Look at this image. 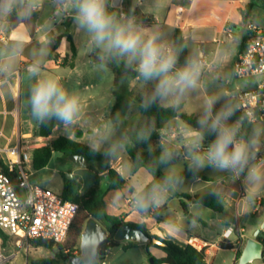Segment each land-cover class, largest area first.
Masks as SVG:
<instances>
[{
    "label": "crops",
    "instance_id": "crops-1",
    "mask_svg": "<svg viewBox=\"0 0 264 264\" xmlns=\"http://www.w3.org/2000/svg\"><path fill=\"white\" fill-rule=\"evenodd\" d=\"M249 1L122 0L121 11L128 9L137 11L139 15L133 18H125L121 13L118 19L123 18L124 22L131 20L140 29L149 30L151 27L160 25L171 29V41L166 44L171 48L174 31L177 28L183 32L186 42L189 33L192 32H204L209 36L219 37L225 41H229L234 40V38L233 36H226L223 33L224 28L228 26L233 31L234 27L243 26L240 10L244 9ZM140 15H143L145 20L153 24L143 25L140 21ZM74 16L75 12L65 10L64 0H40L39 7L30 14H23L22 8L17 5L9 14L5 15L2 13L0 16L2 35L7 41L6 45L0 43V69H3L0 70V147L9 148L17 145L19 142L29 144L37 140L40 143L31 145L27 150L32 156V151L35 148L46 146L52 140L61 137L60 135L54 136V133L67 126L65 124L53 129L48 138H41L38 135L39 120L32 115L29 102L31 87L38 79L47 77L56 78L63 88L68 93L76 95L80 102V111L75 121L71 124L74 127L72 135L67 138L74 139L81 144L104 153L109 158L110 167L125 179V186L121 191L125 195L124 204L127 206L128 212L125 214L120 212V214H115L114 216L122 218L127 223L143 224L146 233L150 237L154 236L163 240L172 241L181 246L187 245L189 239H194L192 241L193 244L196 239V241L208 245L213 250V255L209 262L205 258L207 264H210L216 256L218 242L224 240L222 237L223 232L231 226L234 228L233 218H236L239 238L237 239L233 234L228 240L231 241V237L234 236L237 244L236 248H239L240 245L244 244L243 240L245 236L244 227L239 222L237 216L231 217L216 212L218 216L216 218L217 224H221L222 226L227 225V227L222 228L218 232L217 238H212L211 236H207V232L205 233V231L200 230L203 227L205 230H208L205 223L191 214V211L198 205L195 202L194 196L208 195L200 192L207 185H199V182L211 183V179L201 170L198 171L208 178L207 181L201 179H181L189 180L191 184L199 187H193L189 190H178L175 187L176 184L171 183L167 189L162 187L163 191L158 202L151 203L146 214L139 212L138 206L136 205L138 190H143L152 180L150 179L142 189L136 186L139 174L145 169H139L136 173H131V160L124 150L122 138L117 137L116 130L111 121V113L116 102L114 91H121L119 90L120 88L115 89L117 77L112 71L114 76L111 79L107 81H95L96 78H100V71L95 69L88 70L86 68L81 69V67L90 63L87 62L85 64L79 59V41L83 37V33L81 32L82 29L76 24ZM66 34L72 38L76 50V55L72 62ZM18 35L20 39H14ZM88 43H90V38ZM2 50L5 51L2 52ZM91 50L88 52L90 62L106 66L100 57L96 59L91 58ZM13 51H18V55L14 58L11 56ZM38 55H43V58L38 60ZM70 63H73L72 68L69 66ZM34 64H38L39 66V73L37 75L29 73V67ZM131 80H134L136 84L140 82L137 78L129 79L126 85L127 94L132 93V89L130 88ZM141 83L143 82L139 84ZM154 87L151 86L145 91L147 92ZM131 110V104H127L122 122L125 130H134L142 123H132L130 120ZM175 120L173 119L163 123L159 129L161 135L159 144L162 147L164 146L162 134H168L169 138H173L177 134L175 128L167 129L172 124L176 125ZM133 126L135 128L131 129ZM75 133H78L77 138H75ZM195 133L193 132L191 134ZM189 134L185 133L184 138L187 139ZM202 146L207 147L206 145ZM165 153L170 155L171 152L165 149ZM113 157H116V160H113ZM0 158H2L1 155ZM181 159L191 161L190 154L183 153L181 156L176 155L175 162ZM128 173L131 174V177L128 176ZM99 176L101 180L100 189L102 185L106 186V192L103 193L101 199L99 197L97 198L102 203L103 197L109 191V180L105 171L101 172ZM132 178L136 181L133 182ZM224 187L225 192L218 190L211 192L220 202V199L223 202L226 201L225 194L229 191V187ZM108 205L109 209L115 212L118 211L117 213H119V210L112 204L108 203ZM172 205L174 206L172 209H174L177 216L173 221H170L164 217L163 213L168 212ZM106 213L113 215L110 212ZM131 217H134V220H131ZM239 229L242 230V234H240ZM194 245L201 247L196 244ZM236 248L232 250L235 252Z\"/></svg>",
    "mask_w": 264,
    "mask_h": 264
},
{
    "label": "rangeland",
    "instance_id": "rangeland-1",
    "mask_svg": "<svg viewBox=\"0 0 264 264\" xmlns=\"http://www.w3.org/2000/svg\"><path fill=\"white\" fill-rule=\"evenodd\" d=\"M255 6L253 7L249 17L248 24H252L260 30L264 31V1L263 0H253ZM65 10L68 12H74L71 7H65ZM59 16V13H58ZM149 32H155L159 34V38L165 44L171 41L172 31L169 28H166L162 25L151 27ZM83 37L79 41V59L81 62L87 64L86 66L81 67V69L88 70H98L101 73L99 79L95 81H107L111 79L114 74L112 70L104 65L90 62L88 58V52L92 49V44L88 43L89 36L82 29ZM245 33L243 32L242 27H234L232 31V36L234 40L225 41L219 37L209 36L204 32H192L189 33L187 43H188V56L190 59H197V55L201 52L207 63L211 64L212 70L210 71H201V75L198 81V87L191 89L185 92L180 96L178 103L173 102V98H168L166 100H161L160 105L162 107L174 106L177 104H182V112L187 114H193L200 118L204 114L205 102L209 97L215 98V103L213 105V114L219 112L222 108L229 107L235 109L234 103L231 105V93L237 88H247L250 83L249 79H240L234 76L233 67L234 63L239 54V42L241 37ZM218 38V39H217ZM5 50H2V52ZM26 56V55H24ZM43 55H38V60L42 59ZM109 61L120 64L124 63V60L118 58H109ZM135 66V65H132ZM177 68V66H176ZM132 81V82H131ZM130 88L132 93L125 96L130 99L136 96H142L146 93V89L151 86H155L156 81H151L149 83H134V80H131ZM131 115L130 120L133 124H138L143 121H148L151 123V120L141 115L136 104H131ZM231 117V116H230ZM230 119V118H229ZM229 119L227 121L230 123ZM175 124L168 126L167 129L175 128L177 134L173 138H169L168 134H162L164 141V148L169 152H176L175 155L181 156L183 153L189 154V144L192 140L194 134L193 131L188 128L181 120L176 119ZM135 126V125H134ZM131 127L134 129L135 127ZM73 126L71 124L58 130L54 133V136H65L68 137L72 135ZM240 128V127H239ZM254 131L259 132V144L258 148L262 149L264 145V121L256 123L253 125ZM239 132V131H238ZM185 133H190L186 138H184ZM238 136V134H237ZM238 139V137H237ZM43 142V141H42ZM186 146H179V145ZM178 145V146H175ZM202 145H205L202 143ZM207 147L209 145H206ZM203 147V146H202ZM2 160L5 162L4 156L1 155ZM113 160H116V157H113ZM252 160V159H251ZM250 160V161H251ZM189 160H179L169 165L168 167L162 170L165 177H172L183 171L185 165L190 164ZM264 163V160L261 162H253L252 165H259ZM93 169H97L99 164H91ZM249 166V167H251ZM93 169L88 168H78L73 165V163L68 161L61 160V154L53 153L48 165L40 170H35L32 168V164H28V173L30 174L29 181L32 185H37L42 188L49 189L53 192L60 193L62 192L64 179H67V176H72L71 179L80 184V190L78 195L82 197L85 195L94 181V171ZM201 170L208 178L211 179L210 184L205 182H199V185L204 186L203 192L205 194H211L214 190L225 192V187H229L228 193L225 194L226 201L221 202L226 210V215L228 216H237L239 222L244 227V244L247 239L253 238L255 232L260 228L263 218H264V182L260 184L250 183L247 177V170L237 173L232 170H219L213 166L205 164L204 167L198 168ZM128 176L131 177V174L128 173ZM152 180V176L146 171L143 170L139 174L137 179L136 186L138 188H144L149 180ZM133 182L136 180L132 178ZM172 183H175V187L178 190H189L191 188H197L199 186H194L190 183L189 180H176ZM147 187V186H146ZM145 187V188H146ZM164 188V187H163ZM215 191V192H218ZM106 192V186L102 185L98 193L99 199L103 196V193ZM242 196V197H240ZM125 195L121 190H109L105 194L102 200V206L105 212H110L111 214H125L128 212L127 206L124 204ZM109 204H112L118 211H113L109 209ZM230 205V206H228ZM173 205L171 209L163 213L164 217L170 221H173L176 218V213ZM193 216L198 217L202 220L206 228H199L202 231L207 232V236L212 238H217L218 232L222 228H226L227 225L222 226L217 224L216 218L217 213L198 204L192 211ZM130 215V214H128ZM134 220V217L130 218ZM196 230H198L196 228ZM261 239L264 241V234L260 235ZM234 248H236V239L234 236L231 237ZM80 244V235L70 234L68 238L62 243V246L69 247L75 246L79 249ZM136 244V243H135ZM198 246H202V243L199 241L194 242ZM244 244L239 246L240 253ZM129 245L128 241H123L119 243V246L111 248V254L105 258L106 264H151L150 259H160L163 257L164 253L154 247L152 244L149 245L147 250H144L139 244L131 248L125 249V246ZM4 249V255L6 257L5 264H29L32 260L43 259V258H56V255L49 250L37 248L31 249L27 245V241H21L18 243L15 239H7L6 243L2 245ZM148 254L151 256L149 257ZM213 255V250L211 248L205 251V258L209 262ZM236 253L233 250H221L218 248L216 256L210 264H238V261L235 260ZM205 260V261H206ZM253 264H264V259H259L253 261Z\"/></svg>",
    "mask_w": 264,
    "mask_h": 264
},
{
    "label": "trees",
    "instance_id": "trees-1",
    "mask_svg": "<svg viewBox=\"0 0 264 264\" xmlns=\"http://www.w3.org/2000/svg\"><path fill=\"white\" fill-rule=\"evenodd\" d=\"M264 1V0H263ZM2 4V0H0ZM110 0L107 3V10L110 11ZM255 6L253 0H250L244 9L240 10L243 26L248 25V17ZM121 13L125 18H133L138 16L137 11H131L123 9ZM2 12H0V16ZM120 16H117V19ZM143 15H140V21L143 25H152L153 23L144 19ZM66 39L70 46L71 62L74 60L76 50L72 41V38L66 34ZM172 48L177 53V68L184 66L188 61L187 42L183 32L180 29H175L173 35ZM245 48L243 41L239 46V53ZM91 58H99V49L95 46L92 47ZM104 64L109 67L117 77L115 82V89L120 88V92L114 91L116 102L111 113V121L113 127L116 130L117 137L122 138V144L124 150L131 160V173H136L139 169H145L151 176L152 181L142 190V194L150 193L153 185L160 184L167 189L173 181L181 179H201L207 181L208 178L203 173L198 171L196 167L185 165L182 172L172 177H165L162 170L176 161V152H171L170 155L165 153V149L159 144L161 135L159 129L163 123H166L173 119L181 120L188 128L193 132L199 133L203 136L202 143L210 145L215 139L216 134L211 132L207 127L202 126V121L199 117L193 114H187L182 112V104H177L169 107H162L160 100L156 103L149 104L154 88L149 89L144 95L136 96L128 99L126 95V85L129 79H138V73L134 71V67L126 66L124 63L115 64L109 60H103ZM69 66L72 68L73 63ZM140 82L145 83L142 79H138ZM233 100L231 105H233ZM127 104H136L141 115L151 120L142 122L134 130H125L123 125V114L127 108ZM233 115H231L229 122H239L238 139L243 138L248 141L251 140L254 135V128L251 123L244 119L234 108L232 109ZM64 123L52 118L45 121H38V135L41 138H48L53 129L63 126ZM78 137V133H75V138ZM53 153L61 154L62 161H68V157L71 155L83 156L86 161V166L90 169L91 164H99L94 171V181L88 192L80 197L78 192L80 190V184L73 179H64L62 188V196L66 200H70L78 205L77 215L71 225L68 236L70 234L80 235L81 230L85 224V221L89 217H94L101 225L108 231V238L100 245L99 255H102L103 250L107 248H115L119 246V243L113 239L115 231L119 226L127 224L135 228H140L146 233L145 226L143 224L127 223L122 218L107 214L102 206V203L97 200L98 191L100 189V176L101 172H106L109 180L108 190H121L125 186V179L109 165V158L102 152L97 151L91 147L77 142L74 139L67 137H58L52 140L48 145L35 148L32 151V168L40 170L45 168ZM137 197V195H136ZM195 202L209 208L210 210L226 215V210L218 198L213 194L208 195H195ZM150 206L146 210H138L141 214H146ZM234 220L233 234L238 239V223L236 218ZM257 239L264 244L260 235ZM147 234V233H146ZM148 235V234H147ZM67 236V238H68ZM149 236V235H148ZM2 244L4 245L8 239L4 234L0 232ZM150 237V236H149ZM151 239H157L163 243V246L152 244L154 247L160 249L164 255L160 259L151 258L152 264H207L205 261V253L203 249H197L189 244L185 246L178 245L172 241L160 239L158 237H150ZM193 241V240H192ZM149 244V245H150ZM27 245L31 249H45L53 252L56 258H43L32 260L29 264H67V260L78 253V249L75 246L64 247L62 244H54L48 240L31 239L27 241ZM147 246V248L149 247ZM137 246L133 242H129V245L125 246V249ZM218 248L221 250H232L234 245L229 240H221L218 242ZM149 257H151L148 254ZM240 253L236 254L235 260L239 259Z\"/></svg>",
    "mask_w": 264,
    "mask_h": 264
},
{
    "label": "clouds",
    "instance_id": "clouds-1",
    "mask_svg": "<svg viewBox=\"0 0 264 264\" xmlns=\"http://www.w3.org/2000/svg\"><path fill=\"white\" fill-rule=\"evenodd\" d=\"M108 0H64L65 7L74 10L76 24L86 31L90 44L99 49L100 58H118L124 60L126 66L135 65L134 71L138 79L145 83L156 81L152 98L149 102L173 98L178 103L185 92L198 87L202 64L195 58L186 61L183 67L176 68V51L162 42L159 34L140 29L131 20L117 19L115 13L107 10ZM22 8L23 14H30L40 5V0H2L0 12L9 14L15 6ZM14 39L19 40L18 35ZM18 51H13L14 58ZM3 70V69H0ZM29 73H39L38 64L29 67ZM30 105L32 115L45 121L55 118L65 125L72 124L80 111L79 98L68 93L59 80L53 77L41 78L31 87ZM215 98L209 97L205 102L202 126L215 133V139L206 151L201 152L203 136L195 133L189 144L191 166L200 168L205 164L219 170H232L237 173L247 168L246 179L252 184L264 182V163L249 167L254 158V150H258L259 132L254 131L251 140L237 139L239 122L228 124L233 111L229 107L222 108L213 114ZM163 188L153 185L150 193L142 194L138 190L136 205L146 210L151 203L158 202Z\"/></svg>",
    "mask_w": 264,
    "mask_h": 264
},
{
    "label": "built area",
    "instance_id": "built-area-1",
    "mask_svg": "<svg viewBox=\"0 0 264 264\" xmlns=\"http://www.w3.org/2000/svg\"><path fill=\"white\" fill-rule=\"evenodd\" d=\"M245 33L243 41L244 50L241 51L234 63L233 72L236 78L249 79L247 88H237L233 98L235 110L252 125L264 121V31L252 24L242 26ZM223 33L231 37L232 29L225 26ZM0 43L7 44L2 35L0 25ZM197 60L202 64V70H212L203 54L199 53ZM19 142L12 147H0V232L8 239H15L18 243L31 239H42L62 244L68 236L71 225L77 215L78 205L63 198L61 192L56 193L49 189L32 185L29 181L28 164H32L28 149L31 145L39 144ZM208 147L200 148L206 151ZM264 160V145L262 149L254 150L253 162ZM247 170V168L245 169ZM130 203V201H129ZM134 203V202H133ZM233 226L227 228L222 237L228 240L233 235ZM240 234L242 230L239 229ZM192 240L188 244L203 249L209 248L202 244L196 247ZM196 240V239H195ZM0 237V264H5L6 257ZM236 254L239 248L235 249ZM111 254V248L103 250L99 255L100 264H106L105 258ZM261 259H264V249ZM238 261V260H237ZM247 264H253L249 262Z\"/></svg>",
    "mask_w": 264,
    "mask_h": 264
},
{
    "label": "water",
    "instance_id": "water-1",
    "mask_svg": "<svg viewBox=\"0 0 264 264\" xmlns=\"http://www.w3.org/2000/svg\"><path fill=\"white\" fill-rule=\"evenodd\" d=\"M121 4L122 0H110L111 13H115L116 16H119L121 14ZM235 95L236 91H233L230 96L233 99ZM68 159L75 167H86V161L83 156L71 155ZM71 178L72 176H67V179ZM261 232H264V221L262 222L260 228L255 232L254 237L246 240L241 250L238 264H247L261 259L264 244L257 239ZM108 235V231L99 221H97L94 217H89L85 221L80 233L78 253L70 257L67 260V264H100L99 247L108 238ZM113 239L118 243L128 241L139 244L144 250H147V246L150 243L163 246L162 242L157 239H151L140 228H135L127 224L118 227L114 233ZM150 263H153L152 259H150Z\"/></svg>",
    "mask_w": 264,
    "mask_h": 264
}]
</instances>
